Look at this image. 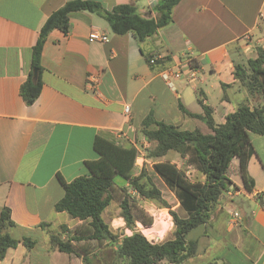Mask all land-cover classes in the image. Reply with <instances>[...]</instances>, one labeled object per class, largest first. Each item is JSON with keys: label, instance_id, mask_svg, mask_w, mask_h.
<instances>
[{"label": "crops", "instance_id": "0c3cea01", "mask_svg": "<svg viewBox=\"0 0 264 264\" xmlns=\"http://www.w3.org/2000/svg\"><path fill=\"white\" fill-rule=\"evenodd\" d=\"M69 1L0 0V209L10 210L13 238L34 242L30 250L22 243L8 250L0 264H83L79 256L50 249L49 232L56 233L61 225L71 231L84 225L54 211L63 196L60 179L68 183L89 175L85 163L98 158L93 149L97 137L114 141L120 133L121 145L137 149L149 115L181 129L205 126L183 114L179 102L197 115L201 102L212 108L216 124L223 123L246 97L233 86V59L245 52L247 41L264 43V0H181L173 8L172 23L143 42L130 33H111L95 14L73 12L66 35L55 29L47 35L40 56L41 91L27 106L20 87L30 71L31 48L46 19ZM92 1L106 10L131 2L141 16L154 18L153 7L160 0ZM93 32L107 35L108 42H89ZM250 52L246 59L255 58V49ZM158 54L168 61L150 68L146 56ZM183 55L192 59L198 80L189 85L176 81L173 91L159 72ZM250 141L255 153L247 172L253 189L246 191L228 178L233 195L224 197L208 223L187 234L196 248L182 264H264V135H251ZM175 209L179 211L178 203ZM157 211L152 227L137 229L153 243L165 241L173 226L166 209ZM104 212L102 218L113 230L123 229L120 216L108 222ZM37 238L42 252H36Z\"/></svg>", "mask_w": 264, "mask_h": 264}, {"label": "trees", "instance_id": "16d2710c", "mask_svg": "<svg viewBox=\"0 0 264 264\" xmlns=\"http://www.w3.org/2000/svg\"><path fill=\"white\" fill-rule=\"evenodd\" d=\"M181 0H160L153 7L154 18L141 16L131 3L114 6L106 10L99 2L92 0H72L55 10L39 30L37 40L31 48L30 71L20 87V96L25 105H32L38 98L43 71L40 56L47 35L58 30L66 35L69 32V14L87 12L101 17L111 33L124 35L130 33L138 42H143L172 23L173 8ZM152 56L145 60L149 65ZM168 61L164 58L150 68L163 66ZM233 77L237 86L246 97L232 112L226 115L224 122L216 124L212 118V108L199 102L202 113H189L179 102V110L192 118L201 120L208 132L199 128L181 129L161 121L151 115L143 121L141 134L150 144L146 150V159L154 160L152 170L173 194L178 203V210L184 217L171 210L163 199L160 190L155 186L147 171L142 167L134 174L138 150L132 145H116L97 137L93 149L98 158L86 162L89 175L80 176L66 183L60 179L63 188L62 198L55 203L54 211L65 213L71 219L85 225L73 231L61 225L56 233H48L52 251L74 254L81 258L83 264H182L192 257L196 242L186 239L187 234L209 222L215 208L221 203L232 187L226 177V171L233 158L238 160V171L243 188L251 191L253 181L247 172V165L254 149L251 135H264V43L255 48V58L236 61L233 59ZM36 71V78L33 77ZM225 86H223L224 88ZM226 97L223 96V99ZM169 153H175L195 172L193 179L170 161H159ZM120 182V184H116ZM120 187V218L130 235L117 234L102 218L108 207L114 186ZM130 191L142 199L156 203L166 209L173 224L171 238L160 243L148 241L135 229L140 221L129 204L132 198ZM143 225L152 224L150 217L140 221ZM153 226V225H152ZM150 226V227H152ZM15 227L11 220L10 210L0 209V260L6 252L16 249L22 243L27 250L32 249L34 242L27 237L22 240L13 238L8 230ZM41 228L47 224H41ZM97 243V252L90 255L87 243ZM80 254L74 250L73 243H81Z\"/></svg>", "mask_w": 264, "mask_h": 264}, {"label": "rangeland", "instance_id": "374dc122", "mask_svg": "<svg viewBox=\"0 0 264 264\" xmlns=\"http://www.w3.org/2000/svg\"><path fill=\"white\" fill-rule=\"evenodd\" d=\"M257 44L258 43L253 42V41H247L243 47L245 49V52L238 54L235 58L236 61L245 60L247 58L246 56H250L251 55L250 50L255 49L256 46H258ZM195 127L199 128L203 133L208 132L206 126H191L190 129H193ZM138 138H139V139H137L138 141L136 140V146H137L139 158H137V160H136V166L134 168V174H138L140 169L142 167H144L147 171L148 176L151 178V180L153 181L155 186L160 190L163 199L169 204V206L171 207V210L176 211V209H175V205L177 203L176 199L174 198L173 194L166 188L164 183L159 179V177L154 174V172L152 170L151 166H152V163L154 160L146 159V152H147L146 150H148L151 147L150 144L144 138L143 139L141 138V134H139ZM157 160H159V161H170V162L174 163L178 168H180L188 178L193 179L195 177V172L190 167H188L184 163V161L181 158H179V156L175 153H169L164 158H160ZM226 177L238 181L240 183V185L242 184L241 180H240L239 171H238V160L236 158H233L231 160V163H230V165L226 171ZM116 184H120V182L118 181V183H116ZM233 191H234V188H232L231 192L233 193ZM130 194H131L132 198L129 199V204L131 205V209L133 210V215H135L137 218H139L140 221L143 218H147V217H150L152 219V224L149 226L143 225L140 221H138L139 224L135 223V229L143 231L144 228H147V227H150L153 225V215L155 213H158L157 209H161V208H159L156 205V203H154L152 201L140 198L139 196L136 195V193H133L130 191ZM111 197H112V199H111L108 207L106 208V211L103 214L104 219L108 222L110 219L116 218L117 215L120 216V201L122 199V192L120 190V187H118L117 185L113 187V189L111 190ZM167 213H168V211H167ZM178 215L181 217H184V213L180 210L178 211ZM120 219L122 220V218H120ZM111 223L115 224V223H113V220L111 221ZM85 224L86 223H84V225ZM122 226H123V229H118V230L112 229V230L114 232H116L117 234L128 235L130 231L124 228V222L123 221H122ZM8 232H9V230H8ZM160 233H162V232H160ZM168 237L171 238V235L169 236V234H168L166 237H163V238L166 240V239H168ZM149 238H151V237H149ZM37 239H38V247L36 249V252H42L43 251V242L39 238H37ZM73 245H74L75 252L79 253L80 247L82 246V244L73 243ZM86 246H87L86 249H88V251L89 250L90 251L95 250L98 247L96 242L87 243ZM22 250L24 252H26V249H22ZM66 257H67V255L63 254L62 258H66ZM38 260H40V259H38ZM41 261L44 263V259H41Z\"/></svg>", "mask_w": 264, "mask_h": 264}, {"label": "built area", "instance_id": "2783aa9c", "mask_svg": "<svg viewBox=\"0 0 264 264\" xmlns=\"http://www.w3.org/2000/svg\"><path fill=\"white\" fill-rule=\"evenodd\" d=\"M245 39H248V36H245ZM89 42H99V43H107L108 38L107 35L99 32H93L88 36ZM164 59L161 55H154L149 60V65H153L158 61H162ZM159 77L164 82V84L170 90H175V82L176 81H183L186 84H194L197 82V72L193 66V61L188 56L183 55L174 65L170 67H165L159 72ZM90 82V81H89ZM88 85L90 86V83ZM93 91L95 90L94 87L91 88ZM129 106L124 107V113H129ZM123 141V136L120 133H117L114 137V143L116 145H121ZM229 190L227 192V196L233 195L232 192ZM233 217H238L237 213H232Z\"/></svg>", "mask_w": 264, "mask_h": 264}, {"label": "water", "instance_id": "95a60500", "mask_svg": "<svg viewBox=\"0 0 264 264\" xmlns=\"http://www.w3.org/2000/svg\"><path fill=\"white\" fill-rule=\"evenodd\" d=\"M33 77L36 78V71H33Z\"/></svg>", "mask_w": 264, "mask_h": 264}, {"label": "bare ground", "instance_id": "6f19581e", "mask_svg": "<svg viewBox=\"0 0 264 264\" xmlns=\"http://www.w3.org/2000/svg\"><path fill=\"white\" fill-rule=\"evenodd\" d=\"M145 232H147V233H148V232H150V230H145Z\"/></svg>", "mask_w": 264, "mask_h": 264}]
</instances>
